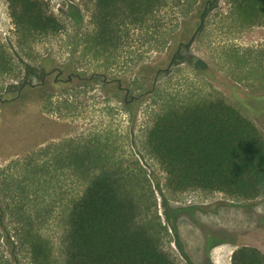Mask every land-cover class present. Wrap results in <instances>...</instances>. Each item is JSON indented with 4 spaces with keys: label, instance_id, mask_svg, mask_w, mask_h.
I'll return each instance as SVG.
<instances>
[{
    "label": "rangeland",
    "instance_id": "374dc122",
    "mask_svg": "<svg viewBox=\"0 0 264 264\" xmlns=\"http://www.w3.org/2000/svg\"><path fill=\"white\" fill-rule=\"evenodd\" d=\"M67 2V9L55 12L56 0H44L61 31L20 44L7 2L0 0V44L14 68L0 77V176L10 178L16 160L50 152L39 233L53 258L61 262L66 203L82 185L52 166L70 147L88 141L139 174L145 219L159 217L169 229L166 241L177 264H230L241 245L264 254V197L237 201L217 192H170L145 146L172 95L177 101L222 98L264 137V69L257 63L264 26H244L230 0H189L191 7L182 0L180 8L155 14L158 28L123 30L108 53L95 56L84 37L94 31V1ZM43 60L49 65L42 70ZM3 224L11 228L8 218ZM0 264H30L28 245L2 228Z\"/></svg>",
    "mask_w": 264,
    "mask_h": 264
},
{
    "label": "trees",
    "instance_id": "16d2710c",
    "mask_svg": "<svg viewBox=\"0 0 264 264\" xmlns=\"http://www.w3.org/2000/svg\"><path fill=\"white\" fill-rule=\"evenodd\" d=\"M5 1L20 44L63 28L44 0ZM92 1L94 31L84 37L86 50L95 56L108 53L123 30L156 27L155 14L183 5L182 0ZM230 3L244 26H264V0ZM69 15L80 21L76 11L70 10ZM169 37L175 45L177 36ZM11 60L0 44V77L14 71ZM257 63L264 69V48ZM40 65L43 70L49 61ZM174 96L168 97L145 139L170 192H217L237 201L264 197V137L255 125L222 98L177 101ZM48 155L47 151L39 154L43 159L16 160L15 173L7 181L0 176V228L18 234L28 245L30 264H177L166 241L169 229L159 217L145 219L139 174L123 169L95 141L73 145L52 166L53 171L68 170L67 176L82 185L81 192L66 203L58 263L39 233L46 211L42 188L51 170V162L44 159ZM5 218L11 228L3 224ZM230 264H264V254L241 245L232 252Z\"/></svg>",
    "mask_w": 264,
    "mask_h": 264
},
{
    "label": "built area",
    "instance_id": "2783aa9c",
    "mask_svg": "<svg viewBox=\"0 0 264 264\" xmlns=\"http://www.w3.org/2000/svg\"><path fill=\"white\" fill-rule=\"evenodd\" d=\"M62 3L65 4V8H63ZM68 6H69V4H68L67 0H56L54 11L55 12L62 11L64 9H67Z\"/></svg>",
    "mask_w": 264,
    "mask_h": 264
},
{
    "label": "flooded vegetation",
    "instance_id": "af4514ba",
    "mask_svg": "<svg viewBox=\"0 0 264 264\" xmlns=\"http://www.w3.org/2000/svg\"><path fill=\"white\" fill-rule=\"evenodd\" d=\"M208 4V3H207ZM209 4H211V3H209ZM207 6V5H206Z\"/></svg>",
    "mask_w": 264,
    "mask_h": 264
}]
</instances>
